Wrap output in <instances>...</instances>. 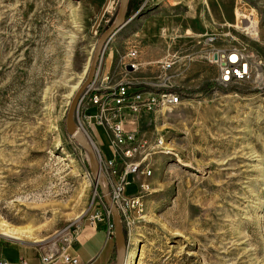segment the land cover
<instances>
[{
  "label": "rangeland",
  "instance_id": "rangeland-1",
  "mask_svg": "<svg viewBox=\"0 0 264 264\" xmlns=\"http://www.w3.org/2000/svg\"><path fill=\"white\" fill-rule=\"evenodd\" d=\"M119 1L109 0L94 30L106 0H0V226L31 235L0 240L51 253L54 261L68 246L85 264L103 231L113 233L87 154L65 131V120ZM209 6L196 4L193 32L181 28L174 51L147 63L156 71L141 79L139 54H130L134 47L139 52L131 30L152 11L144 0L130 9L128 0L124 25L104 47L74 113L117 200L123 264H264V0H209ZM187 12L180 11V20ZM250 21L254 31L247 29ZM231 51L243 55L249 70L225 85L220 65ZM116 73H128V82L113 83ZM120 85L166 89L179 98L168 110L124 107L114 119L103 113L134 136L129 159L120 153L129 145H111L114 133L92 100ZM130 160L141 164L125 177ZM123 197L138 203L132 207ZM93 215L99 222L91 227ZM86 226L101 232L79 245ZM112 241L88 264L109 257L114 264Z\"/></svg>",
  "mask_w": 264,
  "mask_h": 264
},
{
  "label": "crops",
  "instance_id": "crops-1",
  "mask_svg": "<svg viewBox=\"0 0 264 264\" xmlns=\"http://www.w3.org/2000/svg\"><path fill=\"white\" fill-rule=\"evenodd\" d=\"M200 1L201 0H144L147 4V8L152 11L151 15L147 20L142 21L140 25L131 30V39L132 42L136 43L134 45L139 49L138 60H140L139 62L141 63L137 78H147L155 73L156 68L147 65V63L164 60L169 56L170 52L174 51L173 48L176 44V37L181 36V28L191 27L190 30L193 32L192 20L194 19V15H196V4L200 3ZM203 2L209 6V0H203ZM140 3L141 0H129V7L130 9H135V11L139 10ZM184 9L188 10L187 15L180 20V11L183 12ZM159 35H162L163 38H159ZM109 66L110 63L108 67ZM127 76L128 73L124 75L123 73H116L114 74V80H117L113 83L119 84L127 81L125 80ZM88 224L91 227L93 226L90 222H88ZM100 232L101 230L92 229L89 226H86V228L82 227L79 232V245L85 244L88 240L93 238L92 236L94 234ZM103 236L100 248L87 258L85 264L94 261L107 242L113 245L112 239L107 240L105 231H103ZM111 250H113L112 247ZM70 252L74 254V250ZM41 257V253H39L36 248L31 246L25 247L12 241L5 242L0 240V261H6L7 264H22L23 261L26 264H41ZM109 260L110 257L103 264H108ZM52 264L61 263L59 261H53Z\"/></svg>",
  "mask_w": 264,
  "mask_h": 264
},
{
  "label": "built area",
  "instance_id": "built-area-1",
  "mask_svg": "<svg viewBox=\"0 0 264 264\" xmlns=\"http://www.w3.org/2000/svg\"><path fill=\"white\" fill-rule=\"evenodd\" d=\"M138 52L134 47L131 51V55L135 57ZM234 56V58H233ZM243 55L238 53L237 51H231L227 54L226 60L220 65V76L219 82L222 84H228L231 81L242 79L248 75V66L247 71L244 70L243 64ZM169 66L168 64L166 65ZM130 67H134V65L130 64ZM145 89V88H144ZM130 90L129 86L120 85L113 91H107L104 94H100L98 96L94 95L92 97L93 104L99 107L100 114L103 115L104 112H109L112 115V118H117L118 111L121 108L127 107L132 109L133 111H159L160 109H171L175 105L179 103V98L177 95H174L169 90H161L158 92L148 91V90ZM103 118L106 121V125L112 130L114 133V141L112 140L111 145L114 147L123 145H129L130 141L134 138V136L128 133L123 129L122 125L118 120H114L113 122H108L103 115ZM125 147V146H124ZM128 147V146H127ZM122 148L120 153L125 157V159H129L132 152L135 153L136 149L130 148ZM127 161V160H126ZM141 162H125L124 161V169L122 174L126 177L130 172H136L140 167ZM108 169L112 175H115L116 169L113 167V162H108ZM123 176V177H124ZM120 190L125 192L126 185L129 184L127 178L122 179ZM124 196V195H123ZM126 201L127 205L132 207L137 204V200L131 198L128 199L123 197ZM115 200V199H114ZM117 201V200H115ZM89 222L91 225H95L96 222H99V218L97 215H93L89 218ZM110 230V229H109ZM107 240L113 239V233L107 231ZM68 246L64 247L59 252V261L61 264H79V259L77 256H71L69 252H67ZM54 261L53 254L44 253L41 257V264H52ZM0 264H7L6 261H0ZM22 264H26L24 261Z\"/></svg>",
  "mask_w": 264,
  "mask_h": 264
},
{
  "label": "water",
  "instance_id": "water-1",
  "mask_svg": "<svg viewBox=\"0 0 264 264\" xmlns=\"http://www.w3.org/2000/svg\"><path fill=\"white\" fill-rule=\"evenodd\" d=\"M109 3V0H106L105 4L102 7V10L99 16L96 19L94 30L97 27L98 22L100 21L101 17L103 16L104 12L106 11V7ZM128 0H120L118 4V11L114 21L111 23L112 25L103 32L97 39V44L94 48L93 56L90 61V65L88 67V72L83 83L80 87L76 90L73 97L71 98V102L69 104L67 113H66V120H65V131H67L68 135L77 142L78 146L81 147L83 151L87 154V161L89 163V168L91 175L96 180V184L99 187V190L102 193L103 200L108 206L110 213H111V221H113V236H114V249L116 251V257L114 264H123L125 255H126V245H125V236H123L122 225L119 217V212L116 206L112 203V198L110 197V193L107 189V179L104 176L101 168V163L97 159V155L95 152L94 147L92 146L91 142L88 140L87 136L83 131H81L74 113L78 107L79 99L83 94V91L95 80L96 72H97V64L99 59L102 57V52L104 47L106 46L107 42L110 40L111 36L121 29L125 22V15H126V7H127Z\"/></svg>",
  "mask_w": 264,
  "mask_h": 264
},
{
  "label": "bare ground",
  "instance_id": "bare-ground-1",
  "mask_svg": "<svg viewBox=\"0 0 264 264\" xmlns=\"http://www.w3.org/2000/svg\"><path fill=\"white\" fill-rule=\"evenodd\" d=\"M254 28H255V24H254V22L253 21H250L249 22V26H247V29L248 30H252V31H254ZM233 58H234V56H233ZM244 70L245 71H247V66L246 65H244ZM88 88V87H87ZM81 127V126H80ZM84 128V127H83ZM86 129V128H85ZM84 133V132H83ZM95 145V144H94ZM93 145V143H92V146L94 147V149H96L95 148V146ZM112 203H114V206H116V203L114 202V200L112 199ZM117 207V206H116ZM19 228V227H18ZM27 230H28V228H27ZM29 231H31V230H29ZM0 235H2V236H4V237H7V238H9V239H11V238H13V239H20V236H31V235H29V233H24V232H20V230L18 231V230H16V229H13V228H10V226H8V225H6V224H3V223H1V226H0ZM33 235V234H32ZM27 237V238H28ZM37 237H35V239H36ZM33 239V238H32ZM38 241H40V240H34V242H38ZM26 242V241H25ZM133 257H134V255H131V256H129V259L128 260H130V259H133ZM133 261V260H132ZM128 263H130V262H128Z\"/></svg>",
  "mask_w": 264,
  "mask_h": 264
},
{
  "label": "trees",
  "instance_id": "trees-1",
  "mask_svg": "<svg viewBox=\"0 0 264 264\" xmlns=\"http://www.w3.org/2000/svg\"><path fill=\"white\" fill-rule=\"evenodd\" d=\"M115 253V251L113 250V254Z\"/></svg>",
  "mask_w": 264,
  "mask_h": 264
}]
</instances>
